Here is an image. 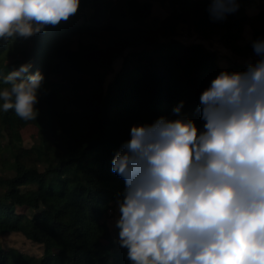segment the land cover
Segmentation results:
<instances>
[{
	"label": "trees",
	"instance_id": "obj_1",
	"mask_svg": "<svg viewBox=\"0 0 264 264\" xmlns=\"http://www.w3.org/2000/svg\"><path fill=\"white\" fill-rule=\"evenodd\" d=\"M167 1V15L149 24L148 0H80L76 14L92 8L85 21L0 41V90L25 63L44 76L35 120L2 111L0 101V140L6 137L17 170L0 174V236L22 232L42 253L0 244V264H131L106 222L126 186L112 171L115 155L134 125L176 119L181 102L180 116L203 131L201 94L222 71L236 72L217 62L216 49L175 38L179 26L202 39L218 37L242 56L256 55L252 43L264 39V7L249 14L238 0L237 11L214 20L211 0ZM246 26L252 38L242 43ZM15 52L22 57L11 59ZM119 57L120 68L106 81ZM29 123L39 131L32 144L21 134Z\"/></svg>",
	"mask_w": 264,
	"mask_h": 264
},
{
	"label": "clouds",
	"instance_id": "obj_2",
	"mask_svg": "<svg viewBox=\"0 0 264 264\" xmlns=\"http://www.w3.org/2000/svg\"><path fill=\"white\" fill-rule=\"evenodd\" d=\"M80 0H0V41L29 38L67 21ZM238 0H211L223 20ZM245 71H222L200 96L203 131L180 116L183 102L134 125L112 162L125 180L115 222L131 264H264V39ZM25 63L8 73L2 111L35 120L43 73Z\"/></svg>",
	"mask_w": 264,
	"mask_h": 264
},
{
	"label": "rangeland",
	"instance_id": "obj_3",
	"mask_svg": "<svg viewBox=\"0 0 264 264\" xmlns=\"http://www.w3.org/2000/svg\"><path fill=\"white\" fill-rule=\"evenodd\" d=\"M152 4V13L151 16L147 19V23L151 24L152 20H159L164 18L169 12L170 5H168L167 0H148ZM264 7V0H245V9L249 14L256 13L259 9ZM92 8H87L73 16H71L67 21H62L59 26L60 28L66 27L68 24L74 21H85V16H88ZM245 38L242 40V43L247 42L252 38V31L249 26H246L245 29ZM82 38L84 40H90V37L87 35H83ZM175 38L179 39L184 43H190L195 41L203 42L207 47L216 49L218 52L217 62L222 67L232 66L236 68V71H245L250 64H255L261 57L257 55H238L231 51L227 46L221 42L218 37L212 39H202L195 32L189 31L184 24H181L178 28V33ZM21 58L22 56L17 55L16 52L10 58ZM121 58H116L112 63V69H106L105 78L106 81L109 80L116 70L120 68ZM38 127L29 123L25 125L22 130V138L26 144H32L33 142L38 140ZM7 143L6 137L0 140V174L12 176L17 173L12 161L10 153H8L5 149V144ZM119 218L118 207H113L109 214L106 216V222L108 223L115 239L118 241V232L119 230L115 228V222ZM0 244L4 247H16L20 251L40 255L42 253V245L28 239L22 232L13 231L9 233H5L0 236Z\"/></svg>",
	"mask_w": 264,
	"mask_h": 264
}]
</instances>
